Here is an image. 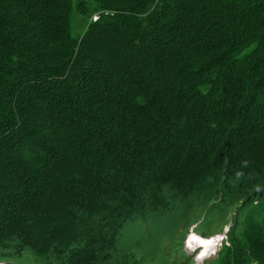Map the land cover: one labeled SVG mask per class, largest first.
<instances>
[{
    "label": "trees",
    "instance_id": "16d2710c",
    "mask_svg": "<svg viewBox=\"0 0 264 264\" xmlns=\"http://www.w3.org/2000/svg\"><path fill=\"white\" fill-rule=\"evenodd\" d=\"M190 213L264 264V0H0V264H162Z\"/></svg>",
    "mask_w": 264,
    "mask_h": 264
},
{
    "label": "rangeland",
    "instance_id": "374dc122",
    "mask_svg": "<svg viewBox=\"0 0 264 264\" xmlns=\"http://www.w3.org/2000/svg\"><path fill=\"white\" fill-rule=\"evenodd\" d=\"M82 25H83V23H82V20L80 19V17H74V30H75V32L80 30L82 28ZM231 187L232 188L235 187L234 182L231 183ZM190 215H191V213L188 214L187 216L179 218V220L177 222H175V224L173 226H170L169 231L164 232V236H161L159 239V242L161 244L160 248L157 249L156 247H153V251L159 253V260L163 259L162 264H176L177 259L181 263L182 258H180V256H178V258H177V255H175V253H177L178 248H181L182 250H184L185 253L188 254L187 258L190 261L188 264H207V261L209 259L216 258V256H217L216 252L220 248L219 243L216 246V248H218L217 251L216 252H213V251L209 252L210 256L208 258L197 260V259H195V256L197 254H195L194 255L195 260L193 259V257H192V254H194L193 250H195L197 247H195V249L191 248V244L189 241V235H190L189 231H192L193 228L195 227L194 224H190L191 223L190 220L189 221L187 220L190 217ZM138 229L141 231L140 233H142L143 236L152 237V234L149 232V229H150L149 223H139ZM199 231L197 230L196 232H199ZM226 231H227V227H225L223 229V232L220 231V234H218V233H216V234L218 236L223 237V239H224L223 233H225ZM127 236H130V235H127ZM183 236H185V237L182 241L180 238ZM185 241H186V246H188V247H185V243H184ZM169 255L172 256V258H170V260L167 261ZM156 258H158V255L156 256ZM149 261L152 262L150 259H149ZM156 262H158V261H156ZM180 263H177V264H180ZM143 264H149V263L143 262Z\"/></svg>",
    "mask_w": 264,
    "mask_h": 264
},
{
    "label": "clouds",
    "instance_id": "9594fccd",
    "mask_svg": "<svg viewBox=\"0 0 264 264\" xmlns=\"http://www.w3.org/2000/svg\"><path fill=\"white\" fill-rule=\"evenodd\" d=\"M189 232H191V231H189ZM188 232V233H189ZM227 232V231H226ZM226 232L225 233H223L224 234V240L226 239ZM187 233V234H188ZM186 236V235H185ZM184 236V237H185ZM190 236H191V233H190V235H189V239H190ZM200 236V235H199ZM200 237H202V236H200ZM184 239V238H183ZM201 239V238H200ZM183 241V240H182ZM190 241V240H189ZM191 241H192V244H191V248H194L195 249V247H197L195 250H193L194 251V254H192V257H193V259H194V255L195 254H197L196 256H195V259H197V260H201V259H206V258H208L210 255H209V252H207V253H205V255L203 256V257H201L200 255H199V253H200V251H199V248H200V245L201 244H194V240L193 239H191ZM190 241V242H191ZM185 243V247H188V246H186V241L184 242ZM184 251V250H183ZM202 252H203V250H202ZM184 254L186 255V256H188V254L187 253H185L184 252ZM192 259V258H191ZM194 259V260H195ZM210 260V259H209ZM186 261L189 263L190 261L188 260V258L186 259ZM208 262V261H207ZM177 264V263H176Z\"/></svg>",
    "mask_w": 264,
    "mask_h": 264
},
{
    "label": "bare ground",
    "instance_id": "6f19581e",
    "mask_svg": "<svg viewBox=\"0 0 264 264\" xmlns=\"http://www.w3.org/2000/svg\"><path fill=\"white\" fill-rule=\"evenodd\" d=\"M192 237H195L194 235H191L190 236V241H191V239H192ZM194 240V244L196 245V244H201L200 243V241H203L202 239H199L198 237H196V239H193ZM190 244H192V241L190 242ZM201 245H203V244H201ZM213 246V242H212V244L211 245H208V246H205V245H203V247H204V250H203V252L205 253L208 249L210 250V248Z\"/></svg>",
    "mask_w": 264,
    "mask_h": 264
},
{
    "label": "snow or ice",
    "instance_id": "6c2138e0",
    "mask_svg": "<svg viewBox=\"0 0 264 264\" xmlns=\"http://www.w3.org/2000/svg\"><path fill=\"white\" fill-rule=\"evenodd\" d=\"M192 239H196V237H192ZM200 243L205 245V246H208V245L212 244V241L211 240H203V241H200ZM199 255L201 257H203L205 255V253L204 252H200Z\"/></svg>",
    "mask_w": 264,
    "mask_h": 264
}]
</instances>
